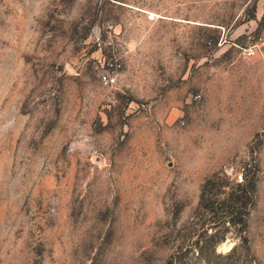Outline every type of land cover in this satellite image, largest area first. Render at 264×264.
Masks as SVG:
<instances>
[{
    "label": "rangeland",
    "instance_id": "374dc122",
    "mask_svg": "<svg viewBox=\"0 0 264 264\" xmlns=\"http://www.w3.org/2000/svg\"><path fill=\"white\" fill-rule=\"evenodd\" d=\"M0 264H264V0H0Z\"/></svg>",
    "mask_w": 264,
    "mask_h": 264
},
{
    "label": "trees",
    "instance_id": "16d2710c",
    "mask_svg": "<svg viewBox=\"0 0 264 264\" xmlns=\"http://www.w3.org/2000/svg\"><path fill=\"white\" fill-rule=\"evenodd\" d=\"M256 177L245 170L242 178L233 184L220 181L218 178L207 179L200 195V204L204 203L207 212L213 219V225L244 224L246 214L254 199ZM214 191L217 195L214 196ZM224 235V234H223ZM222 238L217 236L215 241Z\"/></svg>",
    "mask_w": 264,
    "mask_h": 264
},
{
    "label": "built area",
    "instance_id": "2783aa9c",
    "mask_svg": "<svg viewBox=\"0 0 264 264\" xmlns=\"http://www.w3.org/2000/svg\"><path fill=\"white\" fill-rule=\"evenodd\" d=\"M255 52V49L253 47H248L244 50V53L248 56L252 55ZM104 79H107L106 75H103Z\"/></svg>",
    "mask_w": 264,
    "mask_h": 264
}]
</instances>
